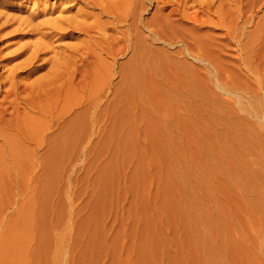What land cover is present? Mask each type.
Returning <instances> with one entry per match:
<instances>
[{"label": "rangeland", "instance_id": "374dc122", "mask_svg": "<svg viewBox=\"0 0 264 264\" xmlns=\"http://www.w3.org/2000/svg\"><path fill=\"white\" fill-rule=\"evenodd\" d=\"M43 1L0 0V22L2 21L0 34L4 35L0 37V74L18 61L26 60L27 54L31 52L28 46L31 47L39 41L38 31L36 30V34L33 29H37L39 22L40 25L42 21V24L44 22L47 24V21H51L58 15L56 12L49 11V8L51 6L61 7L63 3L66 7V3L68 4V1L72 0H46V3ZM261 2L258 4L259 7L256 6L252 8L251 12L246 13L248 17L252 13V17H250L252 21L246 31L249 30L247 33L253 34L255 38L253 36L252 38L246 37L241 40L244 44L240 41L239 45L242 44L240 46L244 48L243 53L240 50L241 47L231 43L227 50L218 52V54L216 48V50L213 48L215 51L212 50L214 44L210 43L207 36H203L199 40L203 41V46L213 44L212 47H208L210 50L207 48V52L209 57L212 56L210 58L214 59V62L216 60L222 65L226 60L225 62L230 66V70H228L229 66L224 62L222 68L226 70V75L230 73L227 83L229 90L232 91L231 95L221 92L219 95L222 96L221 98L225 96L224 99H234L235 106L239 107V113L232 115L231 120L233 119V121L229 119L230 121H226V123L234 124V126L231 125L232 130L233 128L239 131L249 130L248 132L251 134L241 137L242 139L239 138L238 141L226 138L228 143L232 142L234 145L231 143V146L226 145L225 147L223 146L224 143H227L225 138L223 143L222 137L220 140L219 137L218 139L215 137L218 141L222 140L220 145L215 138L209 137V133L208 136L204 134L209 132L208 130L200 128L204 122H207V117L201 116L197 122L192 120L190 121L192 123L189 121L185 123V120L177 116L174 118L175 111L163 110L164 106L161 104L155 108L151 107V109L150 107L145 110L137 109L138 121L134 123L136 125H124L118 140L117 138H115L116 140L111 139L99 131L109 130L110 123L104 115L96 122L94 116L97 111L93 108H90L91 110L89 109L88 112L85 110L87 112V114L83 113L85 116L82 114L86 119L85 125L79 120L81 117H77L78 121L83 123V126L78 125V128L81 126L83 130L80 128L76 129L79 131L73 132V127H77L75 121V126L70 128L73 133V135L69 134L70 136L68 135L69 130L60 129L61 127L56 129L57 126L50 127L52 130L44 133V127L48 124L49 118L37 114L36 123H40L35 125V119L32 121L29 116L27 123L33 122L31 131L34 130L33 132L37 136L35 139L37 153L35 151L34 154L36 157H33L31 152L29 153L32 150L30 148L35 146L34 142L26 141L25 146L22 144L24 150L21 147L23 151L21 149L19 151V154L22 152L21 156L18 155L19 161L15 162L17 163L15 167L17 172L14 171L15 168L5 167L6 164L0 161V165L3 167L0 166V173H3L0 174L2 177L0 179V264H264V218H262L264 217V200H262L264 199L262 197L264 195V183H262L264 182V152H262L264 151L262 149L264 148L262 145L264 144V123H262L264 122L262 121L264 120V111H260L264 110V104H262L264 103V84H262L264 76L260 79L261 82H257L253 74H249L245 70L238 71L236 68L238 65L237 56H241L247 51V46L245 48L244 45L248 44L247 42H254V39L259 36L264 37V19H262L264 18V1ZM71 3H73V8L70 6L69 14L74 13L77 7H85L83 4H74L75 0ZM152 7L142 17L150 16ZM190 10L192 11V9ZM167 11L168 8L165 12ZM3 15L4 18H2ZM11 18L15 20L12 21ZM175 18L178 21V16ZM104 19L106 18L102 17V20ZM30 24H34L32 30H30L32 27ZM45 25L40 27L44 30ZM208 28L205 27L207 32L210 31L218 35L220 32V35L223 33L221 28L217 30ZM203 29L201 28L202 33L206 31ZM258 31L260 35H258ZM80 37L64 39L60 41L62 44L50 37H47L46 41L51 40V45L53 43L51 47L56 49L58 46L75 44L82 39ZM248 38H250L249 41ZM216 40L219 41L218 38ZM172 44L174 45L171 47L164 46V49L170 50L168 52V55H172V58L168 56L170 61L179 58L177 61L181 60L191 66H197L194 64L198 62L192 58L175 54L177 52L175 49L182 47L178 46L180 43L172 42ZM24 49H28L27 53L23 51ZM21 51L25 53L14 60L11 59ZM14 53L15 55H13ZM173 54H175L174 57ZM46 55L49 56L51 53L47 52ZM127 55L119 57L118 62L125 63ZM261 55L264 56V54ZM254 59L258 58H253V67L256 64ZM4 64L6 68L3 69ZM35 65H37V61H35ZM49 66L51 64L31 75L27 81H34L36 78L44 76ZM198 67L202 68V64L198 63ZM165 70H167L166 66ZM227 71H229L228 74ZM236 71L238 72L236 73ZM19 76L25 77L26 75L23 73ZM240 76H244V79ZM115 80L118 81V78ZM252 90L253 92L250 93ZM254 94L257 98L252 97ZM248 95L251 96V99ZM159 108L163 110L162 113ZM81 109L82 107H76L71 115L73 116L75 111H81ZM7 113H10L9 109ZM257 113L260 114V117H256ZM160 114L166 115L165 118L168 119H163ZM7 116L9 117L8 114L5 117L7 118ZM141 117L144 119L142 120ZM251 121L254 123H250ZM107 130L106 132H108ZM201 131L204 133L202 134ZM74 133H78L79 136ZM235 142L240 145L236 148L237 151ZM217 144L219 148L216 147ZM220 146L223 148L221 149ZM215 148L219 151H215ZM215 152L218 154L216 155ZM244 152L245 156H243ZM225 154L228 159L224 156ZM34 161L37 162L35 167L32 165ZM6 168L10 171L5 170ZM243 169H245L244 172ZM4 170L8 171V175L4 173ZM31 172L32 174H30ZM251 179H255L254 182ZM252 202L253 205L250 204ZM193 219L195 220L192 221Z\"/></svg>", "mask_w": 264, "mask_h": 264}, {"label": "bare ground", "instance_id": "6f19581e", "mask_svg": "<svg viewBox=\"0 0 264 264\" xmlns=\"http://www.w3.org/2000/svg\"><path fill=\"white\" fill-rule=\"evenodd\" d=\"M59 1H61V0H59ZM261 1H264V0H247V1L246 0H75L74 4H83L85 7H81V8L77 7L76 11L72 14H69V13H70V9H71L70 6L73 5V3H71V2H74V0L68 1L69 3L68 4L66 3V7H64L65 6L64 3H63V5L61 4L62 5L61 7L60 6H56V7L51 6V8H49L50 9L49 11L56 12L58 15H56L54 18H52L51 21H47V24H46V22H44V24H42L43 23V21H42L41 25H40V22H39L38 27L35 25L37 27V29H33V27H34L33 25L35 23L33 25L30 24L32 26L30 28V30L33 29L35 31L34 33H36V30L38 31L37 33L39 34L38 35L39 41L36 42L37 44L34 43L31 47L28 46V49L31 50V52L29 51L30 54H27V56L29 55V57L27 58V56H26V58H25L26 60H24V62L18 61L16 64H13L11 67H9L7 70H5L4 73L0 74V161H3L1 163L6 164L7 166L5 165V167H10V168L12 167L14 169L16 167V164H17L15 162L19 161L18 155H20L22 153V152H20V154H19V151H20L21 147L25 144L26 141L34 142V144H35V146L33 148H30L32 150L29 151V153L31 152V154H33V155L35 154V151L37 153V143L35 140V139H37L36 138L37 136H36V133L33 132L34 130L31 131V129H33L32 128L33 122L27 123V121H28L27 118L30 116L29 118H31L32 121L35 119V122H34L35 125L39 124L40 122L36 123L37 114L39 116L49 118L48 124L46 125V127H44L45 128L44 129L45 132L43 131L44 133L48 132L51 129L50 127L53 126L55 128V126H57L58 128H56V129H59L61 127L60 129L69 130L68 132H70V133L66 132V133H68V135L69 134L73 135L72 131H70V128H72L73 126L76 125L77 126L76 128L73 127V132L79 131L76 129L82 128L81 126H83L82 124L86 120L82 116V114L83 113L85 114L86 111L88 112V110L90 108H93L94 110L97 111V114L94 116L95 117L94 119L96 122H97V119L99 120L104 115L107 117V119L109 120V123H110L109 130L105 129V132H104V130L102 129L99 131H102L104 133L103 135H106L107 137H111V139L114 138V140H116L115 138H117V140H118V138L121 135V128L123 129L124 125L133 126L134 123L136 121H138L137 120L138 117L136 116V115H138L136 112L137 109L145 110L148 107H150V109H151V107L155 108L161 104V106L162 105L164 106L163 107L164 109L159 106L160 108H162L163 110L175 111L176 115L174 118L178 117L182 120H185V123L187 121H189V123H192V122H190L192 120H196V122H197L201 116L207 117V119H208L207 122L206 123L204 122L203 126H201L200 128L203 127L204 130L206 129V131L208 130L209 132H207V133L203 132V133L206 134L207 136L210 134L209 137L210 136H212L213 138L217 137V139L219 137V140L223 138L222 139L223 143H224V138H225V141L228 138H230L231 141H235V140L238 141L239 138L242 139L241 137H246V135L251 134V132L250 133L248 132L249 130L248 131L243 130V129H242V131L241 130L239 131L238 129L234 130L236 128H233V130H232L231 125L234 126V124L231 122L226 123V121L231 120L232 115L239 113V107L235 106V101H233L234 99L228 100L225 98L226 99L225 100L224 99L225 96L223 98H221L222 96H220L221 95L220 92L222 94L225 93L227 95L228 94L231 95L230 93L232 92L231 89L229 90V84L227 83V81L230 79V77H229L230 73H229V75H226V70L222 68L223 63L226 60L223 61L222 65H221V63L216 62V60L214 62V59L210 58L212 56L209 57L207 50L208 49L210 50V48H208V47H210L211 45L214 44L213 47L211 46L212 50H213V48L214 49L216 48L218 50L216 52L221 53V52H223V50H227L229 48V46H231L230 45L231 43H235L239 47H241L240 50L242 52V50H244V48H243V46H240L242 44L239 45L240 41L244 40L246 37L252 38V36H253V34L249 35V33H247V32H249V30L246 31V28L251 24L252 20H250L251 19L250 17H252V15H251L252 13L249 15V17L246 16V13L251 12L252 8H254L256 6L259 7L258 4L259 3L261 4L262 3ZM40 2H41V0H40ZM43 2L46 3V0H44ZM151 5H153L154 7H152ZM150 7L153 8L151 15L148 17H145V16L142 17V15L147 13V11L149 10ZM72 8H73V6H72ZM167 8H168V11L165 12V10ZM190 9H192V11ZM43 10L47 11L45 8ZM45 11H44V14H45ZM41 13H43V12H41ZM41 13H40V15H41ZM51 13H49V14H51ZM173 15L178 16V19H177L178 21H176V18H175L176 16L174 17ZM4 17L5 16L3 15L2 18H4ZM102 17H105L106 19L102 20ZM172 17H174V18H172ZM30 18H29V20H30ZM48 18H50V17H48ZM7 19H8V17H7ZM262 19H264V18H262ZM13 20H15V19H12V21ZM44 20H45V18H44ZM254 23H256V22H254ZM24 24H25V22H24ZM259 24H260V22H259ZM44 25H45V28L43 30L41 27L42 26L44 27ZM205 27H209L208 29H211V30H214V29L217 30V29L221 28L223 30V33H222V35H220L221 32L219 33V35L216 33L217 34L216 35L215 33H211L210 31L207 32V29H205ZM259 27H260V25H259ZM2 28H3V25H2ZM201 28H204L206 31H203L204 33H202ZM24 29H26V28H24ZM13 31L14 30H12L11 32H13ZM16 31H18V30H16ZM256 33H257V30H256ZM256 33H254V34H256ZM3 34H5V33H3ZM8 34H10V33H8ZM258 35H260L259 31H258ZM2 36H4V35H2ZM2 36L0 34V37H2ZM80 36H83V37H80ZM203 36H207V38H209L210 43H213V44H211L209 46H207V45L203 46V44H202L203 41L202 42L199 41V40H201V38ZM47 37H50V39L53 38L52 40H54L56 42L63 41L64 39H67V38H73V39L76 38L77 39V37L78 38L80 37L82 39H80L77 43L75 42V44L58 46V47L55 46L56 47V49H55L54 47H51L53 45V43L51 45V40L46 41ZM253 37L255 38V36H253ZM216 38H218L219 41L216 40ZM250 38H248L247 40L249 41ZM254 40H253L254 42H247L248 44L244 45V47L247 46L246 53L244 52V54H242V55L240 54L241 56H239V55L237 56V54H236L237 60H238V65H236V68L238 71L245 70L246 72H249V74H253V76L255 77L254 78L255 81L261 82L262 80L260 81V79L262 78V76H264V56L261 55V54H264V37L259 36ZM204 41H206V40L204 39ZM172 42H177L178 44L180 43L178 46H182L181 48L177 47V49H175V51L177 50V52H175V54L176 53L179 55L181 54L185 58L186 57L192 58L193 60H195V62L197 61L198 63H201L202 68L201 67L197 68L198 63L194 64V65H197L194 67L188 63H184V61H181V60L177 61V59L179 60V58H177V59L175 58L176 60L172 59V61H170L171 59L170 60L168 59V56H169V58L172 56V55L170 56V54L168 55V52L170 50L167 51L166 49H164V46L169 45L171 47L174 45V44H172ZM241 42H243V41H241ZM256 43H257V45H256ZM243 44H244V42H243ZM28 49H24L23 51H26ZM168 49H170V48H168ZM215 50H213V51H215ZM254 50H256V51H254ZM47 52L51 53V55H49V56L46 55L47 56L46 57L45 54ZM24 53L25 52H22V51L18 52L16 55L14 53L13 55H15V56H13V57L11 56L12 57L11 59L14 60V59L20 57L21 55H23ZM26 53H27V51H26ZM124 54H128L126 62L125 63L118 62V58L123 56ZM175 54H173V57ZM218 54H217V56H219ZM42 55H44V56H42ZM211 55H213V54H211ZM0 56H1V54H0ZM177 57H178V55H177ZM180 58L182 59V57H180ZM253 58H258L256 60L254 59L256 62L255 67H253L254 64L252 65ZM223 59H225V58H223ZM183 60H185V59H183ZM217 60H219V59H217ZM35 61H37V65H35ZM220 62H222V61H220ZM48 64H51V66H49L47 68L46 74H44V76L42 75V77L40 76L39 78H36V80H34V81H27L29 79V77H31V75H33L34 73L45 68L46 65H48ZM229 64H230V62H229ZM236 64H237V62H236ZM232 65L234 66V64H232ZM1 66H2V64H1ZM3 66H4L3 69L6 68L5 64ZM165 66L167 67V70H165ZM226 68H227V66H226ZM234 69H235V67H234ZM228 70H230V66H229ZM238 71H236V73ZM228 72L229 71H227V74H228ZM23 73H25V75H26L25 77L24 76L21 77L22 75L19 76L20 74H23ZM241 73H240V75H241ZM241 77L242 76H240V78ZM117 78H118V81L115 80ZM242 78L244 79V76ZM245 80H246V78H245ZM231 81H233V80H231ZM243 82H245V81H243ZM262 84H264V83H262ZM252 92H253V90L250 93H252ZM236 95H238V94L236 93ZM248 96H250V95H248ZM229 97H231V96H229ZM241 97H243V96H241ZM252 97L257 98L255 94ZM88 99H90V100H88ZM249 99H251V96L249 97ZM247 100H248V98H247ZM89 103H90V105H89ZM248 103L251 106H253L250 102H248ZM225 104H227L226 105L227 107L225 106ZM262 104H264V103H262ZM241 106H242V104H241ZM76 107H80V108L82 107V109H81V111H79V110L75 111V114L72 116L71 113H73V109H76ZM259 108H261V107H259ZM8 109L10 110V113H7ZM162 109H160L161 113L163 112ZM253 110L255 111V109H253ZM149 111H151V110H149ZM244 111H246V110H244ZM260 111H264V110H260ZM87 112H86V114H87ZM31 113H33V114H31ZM6 114H8L9 117L7 116V118H6L5 117ZM77 114H80L81 116L80 115L78 116ZM160 115H162V114H160ZM139 116H140V114H139ZM142 116H143V114H142ZM162 116H163V119L166 117V115H162ZM251 116H252V113H251ZM77 117H81V119H79V118L78 119L81 120L83 123L81 121H78ZM82 117H83V119H82ZM256 117H260V114L257 113ZM261 117H262V115H261ZM141 118H142V120L144 119L143 117H141ZM160 118H161V116H160ZM42 119L44 120V118H42ZM165 119H168V118H165ZM260 120H261V118H260ZM75 121H76V123H79V124H76ZM105 121H107V120L105 119ZM231 121H233V119ZM262 121H264V120H262ZM80 122H81V124H80ZM252 122L253 121H251L250 123H252ZM74 123H75V125H74ZM85 123H84V125H85ZM262 123H264V122H262ZM42 124L44 125V123H42ZM236 124H237V122H236ZM78 125H81V126L78 128ZM33 126H34V124H33ZM219 127H221V128H219ZM253 127H255V126H253ZM35 128H37V127H35ZM128 128H130V127H128ZM255 128H257V127H255ZM191 129H193V128H191ZM82 130H83V128H82ZM106 130L108 132H106ZM252 130H250V131H252ZM35 131H36V129H35ZM125 132H128V131H125ZM164 132H166V131H164ZM197 133H199V132H197ZM201 133H202V131H201ZM74 134H76V133H74ZM81 134H82V131H81ZM254 134H255V130H254ZM48 135H50V134H48ZM124 135H125V133L122 134L123 137H124ZM77 136H79V135H77ZM55 137H57V136H55ZM209 137H207V138H209ZM193 138H194V136H193ZM49 139H51V138L49 137ZM230 139H228V140H230ZM232 139H234V140H232ZM228 140H227V143H224L225 145H223V146L226 147V145H228V146H231L232 144L234 145V143H232V142H231L232 144L228 143L229 142ZM54 141H55V139H54ZM196 141H197V139H196ZM221 141H218L219 142L218 144L221 145V143H220ZM235 143L237 144V142H235ZM218 144L216 146L217 148H219ZM258 144H260V143H258ZM241 145H243V144H241ZM262 145H264V144H262ZM211 146H212V144H211ZM228 146H227V148L230 149V147H228ZM203 147H204V144H203ZM220 147H221V149L223 148L222 146H220ZM232 147H234V146H232ZM237 147H240V145L237 144L235 149ZM217 148H215V151L217 150ZM22 149H23V147H22ZM235 149H234V151H235ZM262 149H264V148H262ZM212 150L214 151V149H212ZM223 150L225 151V148ZM240 150H241V148H240ZM25 151H26V149H25ZM203 151H204V149H203ZM217 151H219V150H217ZM236 151H237V149H236ZM221 152H220V155H221ZM262 152H264V151H262ZM227 153H229V152L227 151ZM234 153H232V154H234ZM208 154H209V152H208ZM217 154L218 153H216V155ZM226 154L224 156H226ZM24 155H25V153H24ZM227 156L230 157L229 154H227ZM227 156H226V158H227ZM243 156H245V152H244ZM33 157H36V156L34 155ZM28 158H29V155H28ZM244 158H243V160H245ZM35 161H34V164H32L33 166L35 164H37V162H35ZM224 161H225V159H224ZM4 162H6V163H4ZM8 162H9V164H7ZM20 162H21V160H20ZM21 163H23V161ZM172 163H174V162H172ZM242 163H243V161H242ZM47 165H48V163H47ZM0 166L2 167V165H0ZM17 166H19V165H17ZM28 166H29V164H28ZM221 166H222V164H221ZM19 167H21V166H19ZM29 167H31V166H29ZM34 167L33 168L31 167V168L34 169ZM31 168H29V169H31ZM7 169L8 168H6L5 170H7ZM36 169H37V167H36ZM5 170H4V173H6V175H8L7 174L8 171L6 172ZM8 170L10 171V169H8ZM15 170H17V169L15 168L14 171ZM244 170L245 169H243V172H244ZM30 171L34 172L33 170H30ZM15 172H17V171H15ZM32 172L30 174H32ZM11 174H12V172H11ZM1 175H0V177H1ZM176 175H177V173H176ZM201 175H204V174H201ZM219 175H221V174H219ZM0 179H2V177ZM33 179L36 180L34 178V176H33ZM192 179H194V178H192ZM251 180H253V179H251ZM254 180H253V182H254ZM253 182H251V184H253ZM201 183L203 184V182H201ZM262 183H264V182H262ZM193 184H195V183H193ZM185 188H187V187H185ZM241 189H243V188H241ZM34 190H35V188H34ZM34 190H33V194H34ZM189 194H190V192H189ZM192 196H196V195H192ZM187 197H188V195H187ZM262 197H264V195H262ZM262 200H264V199H262ZM197 201H198V199H197ZM214 201H216V200H214ZM186 203L188 204V202H186ZM191 204H193V203H191ZM250 204L253 205V202ZM188 205H190V204H188ZM195 218H196V216H195ZM262 218H264V217H262ZM19 219L21 221V218H19ZM29 219H30V217H29ZM194 220L195 219H193L192 221H194ZM16 227H17V225H16ZM188 231H190V230H188ZM195 237H197V236H195ZM10 238H11V236H10ZM23 238H24V236H23ZM23 238H21V239H23ZM197 238H199V237H197ZM197 242H198V240H197ZM205 243H206V241H205ZM11 245H12V243H11ZM198 245H199V243H198ZM17 247H18V245H17ZM11 250H13V249H11ZM209 251H210V249H209ZM208 258H210V257H208Z\"/></svg>", "mask_w": 264, "mask_h": 264}]
</instances>
